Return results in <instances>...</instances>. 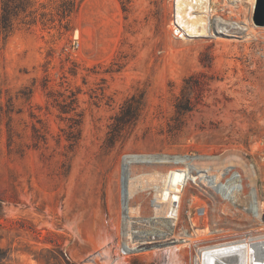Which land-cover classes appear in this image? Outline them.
Masks as SVG:
<instances>
[{"label":"rangeland","instance_id":"obj_1","mask_svg":"<svg viewBox=\"0 0 264 264\" xmlns=\"http://www.w3.org/2000/svg\"><path fill=\"white\" fill-rule=\"evenodd\" d=\"M61 1L0 33V264H87L105 244L107 264H194L249 228L212 169L264 155L255 0H75L65 16ZM174 168L182 205L166 213Z\"/></svg>","mask_w":264,"mask_h":264},{"label":"built area","instance_id":"obj_2","mask_svg":"<svg viewBox=\"0 0 264 264\" xmlns=\"http://www.w3.org/2000/svg\"><path fill=\"white\" fill-rule=\"evenodd\" d=\"M239 158L241 169L234 161L213 167V196L219 203H226L231 214L241 210L250 219L249 228L241 233H228L227 241H242L243 248L248 251V259L242 264H264V176L261 172L264 155L259 154L257 146H250ZM244 177L249 181H244ZM235 254L234 250L230 252V264L239 263L240 258L236 260Z\"/></svg>","mask_w":264,"mask_h":264},{"label":"bare ground","instance_id":"obj_3","mask_svg":"<svg viewBox=\"0 0 264 264\" xmlns=\"http://www.w3.org/2000/svg\"><path fill=\"white\" fill-rule=\"evenodd\" d=\"M179 24H180V22H179ZM183 25H184V23L181 25V28H183L187 33H193V31H190V29H188V28L185 29V27ZM203 32H204V29H203V31H200L199 33L197 32L194 34H203ZM181 176H182V170L180 168H174L170 172H167V177H165V178H167V182H168L167 183L168 184V198L166 199L167 203L165 202L166 203V213L173 212L175 210V208H177V211L179 212V208L182 205L181 201L179 200V197L176 194V193L181 192L180 191L181 186H180V182H179ZM187 190H189L188 187H182V194L186 193ZM165 196H166V194H165ZM179 217H181V214ZM232 250H234L235 253H237V254H235L236 255L235 259L237 260L238 258H240L239 259L240 261L238 264H242L243 261L245 260V258L248 259V256H246V255H248V251H246L243 248L242 241H240L238 243H232L229 241H225V242H220V243H216V244H210V245L198 247L196 249V254H195L196 259L194 261L195 262L194 264H230L229 255H230V252H232ZM163 252H165V254H168L169 257L175 258L176 251L173 249L165 248V249H163ZM97 253L98 254L93 253L92 255H90L87 258V260H88L87 264H94V261H95L97 256L102 257V262L107 264L108 261L111 259L112 249H111V247L107 246V244H105L99 248V251H97ZM161 253H162V251H161ZM176 258H175V260H176ZM178 259H179V257H178ZM112 262L114 264H121L122 261L118 257V258H116L115 261L112 260L111 263ZM173 262H175L174 259H173Z\"/></svg>","mask_w":264,"mask_h":264},{"label":"trees","instance_id":"obj_4","mask_svg":"<svg viewBox=\"0 0 264 264\" xmlns=\"http://www.w3.org/2000/svg\"><path fill=\"white\" fill-rule=\"evenodd\" d=\"M36 0H0V33L4 37H7L14 28V23L17 21L24 25H30L37 21L35 15V9L33 8ZM79 0L78 2H80ZM78 2L75 0H62L60 3L61 13L63 16L69 15L75 7H77ZM123 10H126V6L123 1H121ZM44 13H40V19H42ZM192 78V77H190ZM128 102L126 101L122 105V118L118 121L122 122L126 118L132 116V111L128 109ZM178 109H185L179 103H175Z\"/></svg>","mask_w":264,"mask_h":264},{"label":"water","instance_id":"obj_5","mask_svg":"<svg viewBox=\"0 0 264 264\" xmlns=\"http://www.w3.org/2000/svg\"><path fill=\"white\" fill-rule=\"evenodd\" d=\"M253 21L256 25L264 26V0H255Z\"/></svg>","mask_w":264,"mask_h":264}]
</instances>
